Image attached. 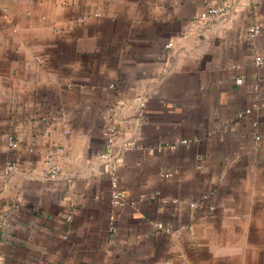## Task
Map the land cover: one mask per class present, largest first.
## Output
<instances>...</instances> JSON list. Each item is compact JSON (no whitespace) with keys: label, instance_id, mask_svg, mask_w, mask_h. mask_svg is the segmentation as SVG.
Listing matches in <instances>:
<instances>
[{"label":"crops","instance_id":"crops-1","mask_svg":"<svg viewBox=\"0 0 264 264\" xmlns=\"http://www.w3.org/2000/svg\"><path fill=\"white\" fill-rule=\"evenodd\" d=\"M0 264H264V0H0Z\"/></svg>","mask_w":264,"mask_h":264},{"label":"built area","instance_id":"built-area-1","mask_svg":"<svg viewBox=\"0 0 264 264\" xmlns=\"http://www.w3.org/2000/svg\"><path fill=\"white\" fill-rule=\"evenodd\" d=\"M222 11H223V8H220L217 6H210L205 12L202 13V17L207 18V17L212 16V15H217V14L221 13ZM261 29H262L261 25H259V24L251 25L249 27V37L251 39L256 38L260 34ZM257 59H258V63L262 62V57L259 56ZM252 109H253L252 107L246 108L239 115L242 116V115L251 113ZM253 125H254V132H258L257 131L258 120L253 121ZM107 133H108V141L110 144H112L116 139L115 128L112 127ZM256 138H257V140H261L262 136L260 134L256 133ZM189 142H190V140L188 138H179V139L174 140L169 146H170V148H176L177 146H179L181 144H188ZM11 144L13 146L17 145V143L14 141H11ZM157 151H158V148H152L150 150V152H152V153H155ZM47 162L51 165L49 168V172L51 174H54V175L57 174L58 173V166L53 165V157L51 155H49L47 157ZM112 175H113V179L115 181L119 180L120 176L115 169L112 171Z\"/></svg>","mask_w":264,"mask_h":264}]
</instances>
